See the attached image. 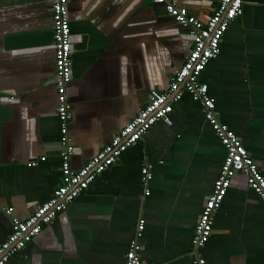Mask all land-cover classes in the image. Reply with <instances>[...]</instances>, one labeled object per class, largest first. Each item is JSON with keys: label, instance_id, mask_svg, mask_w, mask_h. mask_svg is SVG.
I'll return each instance as SVG.
<instances>
[{"label": "crops", "instance_id": "1", "mask_svg": "<svg viewBox=\"0 0 264 264\" xmlns=\"http://www.w3.org/2000/svg\"><path fill=\"white\" fill-rule=\"evenodd\" d=\"M170 1L206 20L219 0ZM50 5L0 0V244L12 219L29 217L60 183ZM68 9L69 139L71 166L79 169L152 89H167L192 37L150 0H69ZM199 80L264 176V0H244ZM170 117L171 125L157 121L6 264H123L140 217L144 261L193 264L194 226L225 148L187 92ZM200 254L207 264H264V205L242 175L232 178Z\"/></svg>", "mask_w": 264, "mask_h": 264}, {"label": "built area", "instance_id": "2", "mask_svg": "<svg viewBox=\"0 0 264 264\" xmlns=\"http://www.w3.org/2000/svg\"><path fill=\"white\" fill-rule=\"evenodd\" d=\"M163 4L167 15L180 26L189 30L192 46L181 67L172 75L166 90L152 89L147 103L122 129L111 137L99 151L88 159L79 169H73L71 158L75 148L69 139L71 104L67 98V87L72 80L71 52L72 42L69 20V0H51L52 39L54 45V83L57 96L56 115L59 119L60 138V183L54 195L41 202L26 219H12L11 232L0 244V264H6L10 258L20 253L25 245L50 224L55 217L80 195L88 185L104 170L110 167L132 145L157 122L172 124L170 114L173 102L178 101L184 92L202 105L204 119L225 148V155L218 174L213 181L212 191L206 198L194 226L191 247L194 253L193 264H207L200 249L208 241L214 222V214L220 207L232 178L242 175L247 185L260 198L264 205V176L258 165L244 147L241 139L216 113L214 100L208 94V86L199 80L206 64L218 56L220 42L228 26L242 13L244 0H219L212 14L201 20L191 15L183 6L170 0H150ZM35 164V162L31 163ZM144 183L152 178V165L145 163L141 167ZM145 195L149 194L146 188ZM10 213L12 208L5 210ZM145 220L140 217L136 223L134 237L129 241L124 254L123 264H158L144 261L140 253L139 237L144 229Z\"/></svg>", "mask_w": 264, "mask_h": 264}, {"label": "snow or ice", "instance_id": "3", "mask_svg": "<svg viewBox=\"0 0 264 264\" xmlns=\"http://www.w3.org/2000/svg\"><path fill=\"white\" fill-rule=\"evenodd\" d=\"M236 2L238 3V2H239V0H236Z\"/></svg>", "mask_w": 264, "mask_h": 264}]
</instances>
